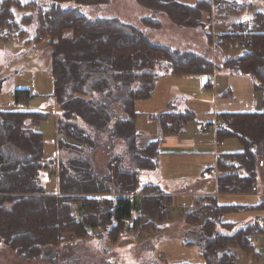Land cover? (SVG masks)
Listing matches in <instances>:
<instances>
[{"label": "trees", "instance_id": "1", "mask_svg": "<svg viewBox=\"0 0 264 264\" xmlns=\"http://www.w3.org/2000/svg\"><path fill=\"white\" fill-rule=\"evenodd\" d=\"M135 1L164 13L180 28L202 27L209 45V24L214 14L236 16L247 6L230 0ZM47 2L44 7L34 0H0V43L26 39L18 42L35 50L42 45L49 51L52 96L59 110L55 130L67 139L61 135L56 140V164L54 157L48 160L45 155L43 132L30 127L48 114L18 108L0 110V246L25 259L64 264L62 253L67 239L86 240L91 237L89 229H96L98 237L107 236L110 245L119 244L124 233L132 229L139 234L161 230L168 215L161 205L169 206L172 200L158 186L140 184V171L153 170L157 165L159 142L137 146L135 103L150 99L161 77H210L216 66L204 55L153 43L138 28L118 18L91 19L79 11L80 6L109 0ZM65 2L74 6L63 8ZM16 11L22 14L20 21ZM32 21H36L35 33L28 39L22 26ZM141 22L147 27H161L152 17H143ZM235 24L237 27L228 30L227 36L217 34L212 38L218 40L220 53L236 48L237 40L243 44L241 54L223 60L221 65L226 71L251 77L254 90L262 93L263 109L222 114L224 125L217 132V140L234 136L244 147L240 153L218 157L219 193L248 190L255 181L257 156L264 157V13L253 16L245 28L241 23L232 26ZM203 85L206 89L211 84L206 81ZM30 95L28 90L16 89L12 94L14 105L26 103ZM153 119L159 134L170 136L181 133L193 114L165 111ZM92 132L108 137L110 145L116 139L123 140L129 165H124L122 156L113 155L101 177L91 159L101 142L92 139ZM237 170L245 175L239 176ZM47 172L49 177H57L55 193L43 183ZM104 205L107 211L101 210ZM239 209L219 205L215 196H208L204 204L185 214L188 232L199 237L205 264H234L239 250L250 251L249 235L263 230L251 226L231 228L227 233L219 230L218 214Z\"/></svg>", "mask_w": 264, "mask_h": 264}, {"label": "rangeland", "instance_id": "2", "mask_svg": "<svg viewBox=\"0 0 264 264\" xmlns=\"http://www.w3.org/2000/svg\"><path fill=\"white\" fill-rule=\"evenodd\" d=\"M27 1V0H24ZM37 3L48 6L47 0H34ZM185 3H193L194 0H180ZM246 3V0H230ZM249 8L244 10L243 14L232 15L230 17L211 18L213 22L209 24L210 27V47L204 29L201 28H180L173 24L164 13H156L147 8H144L136 3L135 0H109L108 3L101 5H83L79 7V11L91 19L95 18H118L120 21L128 23L138 28L142 33L149 37V39L156 44L166 45L180 51H193L197 54L214 56V60L221 63V60L215 57L235 58L242 53L243 44L236 42V48L228 52L220 53L216 42L212 38L218 32L226 31L231 21H252L256 14L264 13V0H248ZM74 6L71 2L62 3L63 8ZM23 13V12H22ZM26 14H29L26 12ZM22 14L16 11L17 21L21 20ZM143 17H152L160 22L161 27L158 29L147 27L142 24ZM238 24L233 25L236 28ZM26 30L27 38L31 39L34 36L36 21H32L29 25L22 26ZM231 27V28H232ZM242 26V28H244ZM26 39H17L10 44L0 43V110H7L18 108L25 111H39L43 114H48L47 118L38 122V129L43 132L45 138L44 152L46 157H50L53 153L52 141L54 139V108L58 110L55 100L52 98L53 94V79L50 71L49 51L40 45L33 49L32 47L24 46ZM214 41V42H213ZM232 41V40H230ZM213 50V52H212ZM217 69L215 73H219ZM212 77V76H210ZM192 80L195 84L194 78H186ZM184 77L159 80V88L152 99L146 100L145 108L141 103L137 104V110L145 109L146 112H152L157 108H161L159 113L169 108L172 100L180 104L185 102L184 88L187 83ZM203 80V79H202ZM191 92L194 93L192 82L188 81ZM158 84V82H157ZM157 86V85H156ZM184 86V87H185ZM204 86V85H203ZM16 89H25L30 92V96L26 99V103H21L15 106L12 94ZM156 89V88H155ZM179 89L177 93L173 90ZM197 93L199 87L196 85ZM155 92V91H154ZM174 95V96H173ZM186 104V103H185ZM209 111L208 108H203L202 112ZM209 114V112H208ZM201 111L197 112L196 120H201ZM137 131L140 137L138 145H146L151 140H156L159 137L157 122L149 118L146 114L141 115L137 120ZM59 134V133H58ZM93 140L101 142V146L91 153L92 164L95 171L104 177L107 172V162L113 155L126 156L127 151L125 143L122 140H114L113 145H110L108 137L98 136L96 133H91ZM62 134H59L61 136ZM109 142V145H108ZM128 160V158H126ZM124 162V161H123ZM125 165V164H124ZM126 166V165H125ZM153 171V170H152ZM144 171L141 172L142 182L154 177L155 172ZM48 177L45 173L44 177ZM50 182L47 179L43 183ZM55 184L54 181L51 185ZM48 186V185H46ZM103 197L102 199H105ZM142 203V201H141ZM193 201L186 200L184 197H172L170 205L162 203L161 208L167 209V214L161 225V230L152 229L148 233L142 232L139 234L137 229H132L131 232L126 231L124 238L119 241V244L110 245L107 236L98 237L97 230L89 229L92 234L87 240L69 241L67 239L64 245V253H62V261L64 264H204V258L200 254L201 246L199 244V237L196 233H189L188 226L184 222V217L187 212L191 210ZM103 205V204H101ZM167 205V206H166ZM105 206V205H104ZM168 207V208H167ZM102 210V207H100ZM165 212V211H164ZM168 218V219H167ZM167 220V221H166ZM166 221V222H165ZM136 234V235H135ZM151 235V236H149ZM263 240L260 239L259 242ZM260 253L264 257V240L261 242ZM249 258V257H247ZM247 258L238 259L236 264H264L258 262H250ZM0 264H51L41 262L37 259H25L18 255H14L13 251L0 246Z\"/></svg>", "mask_w": 264, "mask_h": 264}, {"label": "crops", "instance_id": "3", "mask_svg": "<svg viewBox=\"0 0 264 264\" xmlns=\"http://www.w3.org/2000/svg\"><path fill=\"white\" fill-rule=\"evenodd\" d=\"M245 2L246 3H237L246 4L247 6L244 10H247L250 6L248 0H246ZM244 10L237 15L243 14ZM212 22L213 20H211V23ZM248 22L250 21H231L230 25H232V23H241L242 26L245 25L246 27V24ZM231 27L232 26L227 27L226 30H230ZM225 32L226 31L223 30V32L218 33L222 34ZM209 49H211V47ZM209 54L210 55L208 56V58H210L216 66L214 68L212 77H184L185 79L194 78L193 80L195 81L194 84L192 80L186 79L185 83H187V85H184L185 87L181 86L182 88H184L183 92L186 95L185 102L182 103L181 101H179L180 104H178L172 100V102L168 104L169 108L165 109V111L175 112L189 111L193 114V120L186 124L183 128V131L179 134L170 136H161L159 134V137L156 140H151L153 142H159V155L156 158L157 165L155 169H153V171H140V184H153L155 186H158L162 194L169 196L171 200L172 197L177 196L184 197L186 200L191 199L193 201L191 210L195 209L200 204H204L206 201V197L208 196H215L219 205H229L241 208L238 211L234 210V212L218 214V228L225 233H227L231 228L233 230H240L241 228H244L246 226L256 227L257 230L263 229L262 231L249 235V240L252 244L250 251L242 252L239 250L235 255L236 259L234 264L239 261L238 259H240V257H249L247 259H249L251 263H264V257L260 253V251H262L261 242H263L264 240V157L257 156L258 163L255 171V181L251 184V187L248 190L240 193H219L217 191L216 182L217 177L220 175V172L217 171L218 157L222 154L234 155L240 153L243 151L244 147L241 140L234 136L225 138L220 142L217 140V132L224 125V120L221 118L222 114L261 112L263 109L262 93L254 90L253 80L251 79V77L237 74L235 72L233 73L226 71L222 67L221 63H219L217 60H214V56L211 55L210 50ZM215 58H218V60L221 61L227 59L222 58L221 56ZM217 69H220L219 73H215ZM169 77L174 76L167 75L161 78L162 80H164ZM188 81L192 82L194 93L191 92ZM206 81H209L211 85L205 89L203 88V84ZM156 85V89L154 90L155 92H153V95L150 99H152L156 94V90L161 84H159L158 81V84ZM196 85L199 87L200 92L198 93L196 91ZM178 91L179 89L173 90V93L175 94ZM52 98L54 100L53 96ZM138 103H141V106L145 108L144 103H146V100L136 101V108ZM203 108H208L209 114L205 111L202 112ZM160 110L161 108H157L155 110H152V112L150 113L146 112L145 109H136L138 113V117L136 119V128L137 120L141 115L146 114L149 118L153 119V116L160 114ZM54 111L55 113L57 111V114H55L56 118L54 120V139L52 141L54 153L50 157H47V159L49 160V158L52 159L54 157L57 164L59 151L57 149L56 140L60 139L59 137L61 136H59V134L55 130L59 110H56V108H54ZM199 111H201L202 119L196 120V115ZM80 123L82 124V122ZM37 124L38 122L33 123L32 125H30V127L32 129L38 130ZM82 125L85 127L84 124ZM214 125H219V128L216 129ZM204 126H207L209 129L207 131H201V128ZM140 135L141 134H139L138 132V137L136 139L138 147H144L151 142L150 141L146 145L142 146L138 145V139ZM126 158H128V155L123 156L124 164L128 166L129 158L128 160ZM144 171L155 172L154 177L152 179H148L146 182H142L141 172ZM237 173L239 174V176L245 175V172L242 170H237ZM45 179L50 181L46 183V185H48L47 187L49 192H57V177H49L48 175V177L46 176L43 178V180ZM52 181H54L55 184L51 185ZM252 188H255V190H253ZM135 197V199H137L139 197V193L135 194ZM262 238L263 240L259 242V240ZM14 255L16 254L14 253Z\"/></svg>", "mask_w": 264, "mask_h": 264}, {"label": "built area", "instance_id": "4", "mask_svg": "<svg viewBox=\"0 0 264 264\" xmlns=\"http://www.w3.org/2000/svg\"><path fill=\"white\" fill-rule=\"evenodd\" d=\"M244 45H245V44H244ZM214 127H215L216 129H218V128H219V125H214ZM208 129H209V128H208L207 126H204V127L201 128V131H207ZM62 137H63L64 139H66L65 136H64V134H62ZM252 189L255 190V188H252ZM76 210H77L78 212H80V211H81L80 206H78ZM102 210H103V211H107V210H108V207H107V206H102Z\"/></svg>", "mask_w": 264, "mask_h": 264}]
</instances>
